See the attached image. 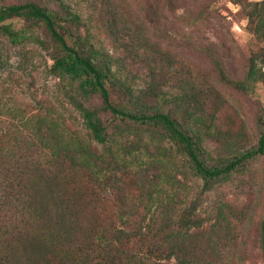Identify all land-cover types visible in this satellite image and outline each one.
Segmentation results:
<instances>
[{
    "label": "trees",
    "instance_id": "1",
    "mask_svg": "<svg viewBox=\"0 0 264 264\" xmlns=\"http://www.w3.org/2000/svg\"><path fill=\"white\" fill-rule=\"evenodd\" d=\"M132 1L111 0L115 5L113 9L118 10L113 29L122 23H125V29L131 26L132 9H128ZM234 1L245 11L251 32L264 40V0ZM15 21L21 22L22 28L16 29ZM36 25L41 27L47 39L39 36ZM0 37L16 46L33 41L46 50L52 49L50 74L59 80L68 103L83 117L91 139L103 146L100 150L91 142H72L56 131V124L48 118L36 115L30 121L21 109L22 105L8 110L19 124L8 126L5 137L8 141L17 138L19 141H13L16 146L1 154V159L11 154L15 156L14 153L24 148H36L46 153L47 168L44 170L39 166L38 179L47 190L34 189L24 183L16 188L13 182H9V174H4L3 179L0 173V263L9 264L14 253L10 246L2 245L3 238L18 231L23 246L32 248L35 258L44 259L45 264H170L172 259L177 261L176 264H223L222 245L225 244L227 249L231 243L237 242V232L245 218L244 213L238 214L229 204L226 209L233 211L224 214V230L218 221L209 226L211 233L205 235L201 251L204 249V253L208 252L213 259L203 258L204 263L197 255L200 252L198 235L206 229L209 220L199 215L195 204L191 202L173 213H166L160 204L152 209V192L140 190L142 193L137 201L142 203L126 209L125 203L131 201L129 195H124L125 183L129 180L128 176L123 180L129 167L127 157L137 159L134 153L141 149L139 142H127V130L132 126L160 133L171 141L177 154L204 179L207 189L234 173L242 172L256 157L264 156V130L260 132L256 147L244 150L224 163H212L203 146L201 126L206 127L207 122L200 114L201 108L195 105L204 106L197 95L188 100L196 111L193 112L197 113L193 120L186 116L179 118V110H165L157 105L137 108L132 87L118 77L109 53L96 44L90 26L64 0L17 4L0 1ZM150 71L155 74L154 69L150 68ZM259 82L264 83V50L249 59L245 79L232 81V84L247 93ZM151 86L152 96L154 94L157 98L158 95L153 93L156 86ZM1 90L6 102H1L0 98V107L16 103L10 96V88L3 86ZM151 93L144 95L150 96ZM215 115L213 113L211 118L214 119ZM104 116L111 117L109 124ZM11 129L13 133L9 132ZM18 158L23 161L25 157L20 155ZM4 163L5 160H1L0 165ZM17 178L24 179V176ZM48 193L60 201L55 209L45 203ZM115 197L121 204L116 210L111 207L109 211L107 205L114 204ZM139 207L145 210L140 212ZM261 230L264 235V221ZM216 231L221 233L220 237L215 234L218 238L213 235ZM261 246L264 252V239Z\"/></svg>",
    "mask_w": 264,
    "mask_h": 264
},
{
    "label": "rangeland",
    "instance_id": "2",
    "mask_svg": "<svg viewBox=\"0 0 264 264\" xmlns=\"http://www.w3.org/2000/svg\"><path fill=\"white\" fill-rule=\"evenodd\" d=\"M0 1L17 4L37 0ZM44 1L47 0H41ZM64 1L81 14L94 34L96 44L109 53L115 73L132 87L137 108L157 105L165 110H179V118L186 116L193 120L197 113L188 100L197 95L204 106L195 105L201 108L200 114L207 122L206 127L201 126L203 146L212 163H224L257 146L260 132L264 130V83H256L252 91L245 93L237 90L232 81L245 79L249 59L264 50V40L251 32L245 11L234 0H133L128 9H132L133 20L126 29L125 23L112 28L113 21L118 20L115 16L118 10L113 9L115 5L111 0ZM14 25L16 29L23 26L19 21ZM35 29L41 38L47 39L40 26L36 25ZM50 50L33 41L16 46L0 37V98L1 102H6L1 88L7 86L16 101L8 107H0V152L3 151L0 162L5 160L4 165H0V173L3 179L4 174H9V182H13L16 188L24 183L46 191L38 179V168L41 166L46 170L48 157L36 148H24L21 152L12 151L15 156L11 154L1 159V154L16 146L13 141H19L18 138L8 141L5 137L8 126L19 124L13 120L12 113L9 115L10 108L22 105L21 109L30 121L36 115L48 118L56 124V131L72 142H91L103 150L102 145L91 139L81 114L68 103L59 80L50 74L53 64ZM150 68L154 69V75ZM152 84L156 86L153 93L158 95L157 98L154 94L152 96ZM147 92L151 93L150 96L144 95ZM213 113L216 114L214 119L211 118ZM104 120L109 124L111 117L104 116ZM129 129L126 128V141L139 142L141 149L134 153L137 159L127 157L129 167L123 180L127 176L129 180L125 183L124 195H129L131 201L125 203L126 209L142 203L137 201L142 190L154 194L152 209L160 204L166 213H173L191 202L195 204L199 215L209 220L206 229L198 235L200 252L197 255L204 263L203 258L213 259L208 252L204 253V249L201 251L205 235L211 233L209 226L218 221L224 230V214L233 211L226 209L229 204L238 214L244 213L245 218L238 229L237 242L231 243L227 249L225 244L222 245L223 264H264L261 246L264 239L261 230L264 221V156L256 157L242 172L234 173L207 189L204 179L177 154L171 141L160 133L132 126ZM11 130L9 132L13 133ZM20 155L25 157L23 161H19ZM17 176H24V179ZM122 186L124 189V183ZM44 199L52 209L60 204L49 193ZM120 204L115 197L114 204L107 205L108 210L111 207L116 210ZM139 210L143 212L145 209L139 207ZM8 225L13 232L11 223ZM215 234L220 237L221 233L216 231L213 234L218 238ZM20 235L14 231L3 238L2 245L7 244L14 250L9 264H45L44 259L35 258L32 248L23 246ZM176 263L175 259L170 262Z\"/></svg>",
    "mask_w": 264,
    "mask_h": 264
}]
</instances>
